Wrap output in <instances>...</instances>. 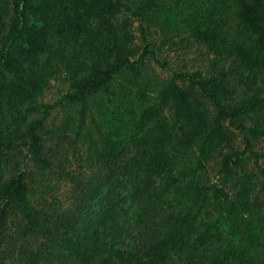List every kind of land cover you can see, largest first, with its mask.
<instances>
[{
  "label": "trees",
  "instance_id": "1",
  "mask_svg": "<svg viewBox=\"0 0 264 264\" xmlns=\"http://www.w3.org/2000/svg\"><path fill=\"white\" fill-rule=\"evenodd\" d=\"M0 264H264V0H0Z\"/></svg>",
  "mask_w": 264,
  "mask_h": 264
}]
</instances>
